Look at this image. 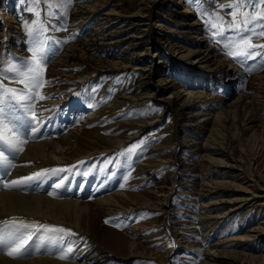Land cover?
Here are the masks:
<instances>
[{
	"label": "rangeland",
	"instance_id": "obj_1",
	"mask_svg": "<svg viewBox=\"0 0 264 264\" xmlns=\"http://www.w3.org/2000/svg\"><path fill=\"white\" fill-rule=\"evenodd\" d=\"M236 2L201 0L197 5L189 0H71V3H62L59 7H49L43 0L38 5H34L33 0H0V85L6 89L5 83L18 82V88L28 94V89L19 81L23 79L27 67L31 66L29 48L43 41L46 57L43 80L47 82L44 87L53 90L44 95L45 99L36 98L27 101L26 105L34 104L39 121L41 106L51 105L50 110H55L53 117L50 113L45 119L59 124L58 130L50 137L55 138L80 124V130L75 133L81 131L82 141L88 136L94 139L86 141L82 148L97 145L109 148L114 144L110 138L126 137L137 132L142 121L159 117L157 123L114 151L65 163V167L76 169L83 175L94 173L104 179L117 177L118 189L142 194L149 200L150 207L132 211L128 217L116 215L108 218L98 214L96 218L98 226L120 230L125 239L124 234L130 233L123 231L125 227L145 223L143 233L135 238L140 247L150 250L152 255L144 261H134V264H231L229 258L213 257L208 253L207 248H212L218 240L224 241L221 246L238 251L232 264H263L251 262L248 254L257 255L264 251V232L259 238L240 237L255 222L263 219L264 198L260 197L251 204L249 201L232 214L217 218L216 215L229 204L226 199L240 192L237 184L246 183L248 177L235 175L228 169L223 171V165L210 166L201 160L204 153L201 140L213 126L214 135L224 141L229 154L238 157L249 176L263 183L264 48L248 49L252 55L240 53L244 50L242 41L246 38L252 45H264V37L254 34L264 31V28L254 26L251 32L230 30L228 23L233 19V9L228 5ZM253 4L256 6L252 7ZM111 5L118 6L119 14L129 15L128 23L116 26L114 35L110 33L113 27H105V24L111 23V16L105 18L102 14ZM139 10L146 15H131ZM262 11L264 5L258 0H246L241 14ZM36 12L40 13L39 17ZM217 15L223 18L222 25L217 21ZM9 19L14 22L6 23ZM132 19H137L138 24H132ZM37 20L43 31L34 24ZM146 22L148 25L142 40L133 43L135 37H125L126 27L135 26L134 34L138 35ZM29 27H32L31 35ZM114 36L115 39H112ZM127 42L133 44L126 46ZM174 43H185L190 48L198 47L206 49L205 53L210 52L208 58L212 77L207 82V88L204 85L206 82L194 80L195 77L188 76L180 67L181 61L171 50ZM229 52L234 55H228ZM62 53V58L57 59ZM211 53L217 55L210 57ZM14 63L20 66L17 67L19 74L7 77L4 71ZM197 64L194 63L195 68L199 67ZM232 69L241 73L239 80L230 81L232 76H236L231 74ZM147 71L151 72L150 82L143 78ZM195 81L205 89V99L214 104L215 112L222 111L220 121L212 125L210 122L198 123L190 120L192 117L186 112L174 113L179 109V101L173 100L168 107L148 96L154 84L158 85L162 94H167L191 82L195 84ZM39 92L42 94L43 88ZM51 96L55 98L53 103L45 101ZM19 102L21 100L17 104ZM21 108V112H16L13 118L18 117L16 125L23 128L19 129V133L27 138L28 127L36 123L30 118L32 113L29 115L25 107ZM190 121L196 123L191 125ZM39 124L36 134L49 132L46 130L48 123ZM11 153H14L12 149ZM7 164L5 159L3 168H0V179L3 178L1 171L7 168ZM56 165L32 174L44 173V170L54 169ZM231 177L235 180L234 185L224 188L212 184ZM92 185L93 180L87 179L82 187L90 189ZM110 190L104 189L102 193ZM164 193L168 196L164 207L159 208L162 200L164 202ZM88 198L84 196L80 199ZM220 198L225 201L216 200ZM206 201L212 204L208 206ZM90 207H93L92 203ZM117 217H121V221L116 220ZM179 229L183 230L184 249H176L175 246L172 231ZM73 235L69 234V241L75 244ZM3 241L4 237L0 235V242ZM101 242L108 245L105 239ZM115 243L110 245L115 246ZM29 251L26 248L24 252Z\"/></svg>",
	"mask_w": 264,
	"mask_h": 264
},
{
	"label": "bare ground",
	"instance_id": "obj_2",
	"mask_svg": "<svg viewBox=\"0 0 264 264\" xmlns=\"http://www.w3.org/2000/svg\"><path fill=\"white\" fill-rule=\"evenodd\" d=\"M117 7V5H111L110 8L102 12L105 18L111 16V23L109 25L105 24V27H113V30L110 32L112 35L115 34L114 29L116 26L118 27L128 23L129 15L119 14ZM131 15L143 17L146 14H143L142 11L139 10L138 13H132ZM132 20V24H138V22H136L137 19ZM12 22H14L13 19L6 21V23ZM147 25L148 23L146 22L140 32L138 31V35L134 34L135 26L126 27L125 37L128 39L135 37L133 43H137L138 40L143 39V33ZM112 39H115V36L112 37ZM133 43L127 42L126 46ZM171 50L173 55L178 57L177 60L181 61L182 65H180V67L185 69L186 74L195 77L194 80L197 79L201 82H206L203 84L207 88L209 86L207 82H209V79L212 77L209 64L210 59L208 58L210 52L205 53L206 49L203 50L198 47L190 48L185 45V43L183 45L179 43L171 44ZM215 55L217 54L211 53L210 57ZM62 56L63 53L57 59L60 60ZM21 60L23 59H17V61ZM56 60H54V62ZM195 62L199 64H197L199 67H194ZM17 67H20L17 63L8 66L4 71L6 72V76L12 77V74L17 76L19 74ZM230 72L236 75L235 77L232 76L230 81L233 79L239 80L241 73L234 71V69L230 70ZM143 78L146 82H150L151 72H145ZM17 83H5L6 89H13L17 97L19 96L18 93L26 96L27 94L23 90L21 91V88H18ZM200 85L196 84L195 81V84L191 82V84L177 89L176 91L162 94L158 85L154 84L151 86L148 96L158 103L166 104L168 107L171 106L173 100L179 101V109L177 111L175 110L174 113L179 114L186 112L192 117L190 120H195L203 124L210 122L212 125L214 122L221 120L222 111L218 110L215 112L214 104L205 99V89ZM52 90L51 88L43 87L42 94L46 95ZM18 100V98L15 100H9L7 97L5 98L6 113L13 121L16 112L22 109L21 107H25L27 110L28 106L26 105L27 100H23L17 104ZM45 101L53 103L55 98L51 96ZM50 109L51 105L46 107L41 106L38 115L42 125L48 123L46 130L49 132L39 135L36 134L37 131L33 134L31 130L33 127H28L29 134L27 138L19 133L21 138L27 141L21 145L23 151L12 149L14 157L11 153V155L6 158V160H8V164L6 165L7 168L1 171L3 178L0 179V233L3 234L1 237H4V241L3 243L0 242V264H134L137 261H144L145 258H150L152 252H150V250H145V247H140L139 242H137L135 238L143 233L145 223H133L125 227L123 231L130 232L129 234H124L127 238L125 239L122 236L123 234L119 233L120 230L116 231L110 226H98L99 223L96 222L98 214L108 218L116 215L128 217L132 211L150 207V202L145 198L146 196L134 194L127 191V189H118L117 185H119V179L117 177H113V179L107 177L104 179L101 175L95 176L94 173L83 175L80 171L77 172L76 169H74V171L70 167H65V163L72 162L78 158L90 157L91 155L99 154L104 151H114L125 142L136 137L137 134L145 132L146 129L151 127L154 123H157L159 117L151 121H142L139 124V130L126 137L110 138V140L112 139L111 142H114V144L109 148H99L98 145L96 147L86 146L82 148V145L86 144V141H93L94 139L88 136L87 139L84 140L85 142L82 141L80 135L81 131L77 134L75 133L77 130H80V124L69 128L65 133L59 134L55 138L50 137L59 127V124L56 122H48L45 120L49 117L50 113L51 115L55 113V110L52 111ZM176 119H178V117ZM195 123L196 122L193 121L189 122L191 125ZM18 128L20 129L22 127L19 126ZM35 128H37V126H35ZM6 146L7 145L0 143V151L3 153L0 164H2L5 158L4 154L7 152ZM201 146L204 150L201 157L202 162L210 166L223 165V171L228 169L233 174L235 173V175L243 174L244 177H248V179L245 180L247 184H237L240 186V188H238L240 192L238 195L226 199L229 204L223 208L221 213L216 215L217 218L232 214L233 211L244 207L245 203L249 201V204H251V202L259 200L260 197L264 198V176L262 177L263 183L249 176L246 169L241 165L238 157L229 154V150L224 141L220 140L216 134L214 135L213 126L206 131L205 136L201 140ZM52 165H56V167L51 170H44V173L40 176H35L36 173L34 175L32 174V172L45 169ZM27 177L33 178L31 180H25L24 183L13 188L4 187V185L12 181L23 180ZM87 179L93 180V185L90 189H84L82 187ZM234 181L231 177L230 179L215 181L212 184L215 187L225 188L234 185ZM57 184L60 186L57 187ZM113 187L117 189H113ZM104 189L113 190L102 193ZM49 193H52V195H49ZM168 193L163 194L164 202L162 200L158 205L159 208L164 207L165 198L168 196ZM161 194L158 193L157 195ZM84 196L89 197V200L80 199ZM216 200L221 202L224 199L220 198ZM91 203L93 207H90ZM205 204L209 206L212 202L206 201ZM209 217L211 218L212 216ZM13 220L16 221L15 224L11 223ZM116 220L121 221V217H117ZM21 222L23 224L33 225V227L27 229L22 228L20 227ZM40 225L60 227L70 230V232L47 233L43 228L37 227ZM139 229H142V231ZM182 231L183 230L180 229L172 231L176 249H184L185 247L184 238L183 235H181L183 234ZM29 232L33 233L32 239L26 246L28 251H30L24 252L22 256L15 258L9 256L8 252L12 250L15 238ZM263 232L264 217L249 227L245 234L242 236L240 235V239L246 237L259 238L262 237ZM70 233H74L72 239L77 243L73 244L69 241ZM102 239H105L108 245H104V243L101 242ZM223 242L224 241L221 240L216 241L212 248H207V251L213 257L229 258L228 261L232 264L235 261L234 259L238 251L235 248L221 246ZM111 243H115L116 245L111 246ZM3 244L4 247L2 246ZM68 247L73 248V253L69 254L68 259H60L59 257L65 255ZM61 248H63L64 251H61ZM263 249L261 250L263 251ZM248 255L251 262L264 264V251H260L257 255Z\"/></svg>",
	"mask_w": 264,
	"mask_h": 264
},
{
	"label": "snow or ice",
	"instance_id": "obj_3",
	"mask_svg": "<svg viewBox=\"0 0 264 264\" xmlns=\"http://www.w3.org/2000/svg\"><path fill=\"white\" fill-rule=\"evenodd\" d=\"M45 4H47L49 7H59L62 3H71V0H43ZM190 3H195L199 5L201 3V0H189ZM41 3V0H33L34 5H38ZM258 3L261 5H264V0H258ZM246 6V0H237L236 3L228 5V7L232 8L233 11L231 12V15L233 17L232 21L228 23V28L230 30H235L237 32H251L253 31L254 26H260L261 28H264V11L262 12H245L241 14V9H243ZM256 5L253 4L252 7H255ZM221 7H224L223 5ZM40 13L36 12V16L39 17ZM240 17L239 19L237 17ZM217 21L219 24H223V18L219 17L217 15ZM36 27L40 28L41 31L44 29L40 25V22L37 20L34 22ZM213 27H217V24H213ZM223 29L221 28V33ZM29 35L32 34V27L28 28ZM257 36L264 37V31H260L259 33H254ZM242 44L244 46V50L240 53L243 55H252L251 52L247 51L248 49H251L253 47H260L264 48V45L255 46L252 45L250 42V39L246 38L242 41ZM227 47V45H225ZM29 51L32 53V59H31V66L27 67L26 72L23 73V79L20 80V83H23L25 85V88L28 89V94L21 95L18 97L19 100H27V101H34L36 98L39 100H43L46 97L42 95L39 92V89L44 87V84L47 83L43 80V70H44V62H45V55H44V42L39 41L35 44L34 47L29 48ZM228 55H234L233 52H229ZM15 70V69H10ZM9 100H15L17 99L16 92L11 89H4L2 85H0V143L7 145L11 149H16L18 151H23L21 145L23 143H26V139H22L21 135L19 134V128L16 125V123L13 121V119L9 118V116L6 113L5 109V98ZM91 106V105H90ZM27 111L32 113V122L40 123L38 120L35 111H34V104H28ZM32 133L35 134L38 129L33 127ZM129 151H134V149H129ZM3 158V153L0 152V159ZM42 173H36L35 176H40ZM33 177H27L23 180L19 181H12L9 184L4 185V187L13 188L18 186L19 184H22L25 182V180H31ZM60 185L57 184V187ZM49 195H52V193H49ZM108 221H106L107 223ZM11 223L15 224L16 221L13 220ZM20 227L22 228H31L33 225H27L20 223ZM38 228H43V230L47 233H64V232H70V230H66L64 228L60 227H49L46 225H40L37 226ZM33 233L29 232L27 234H24L22 236H17L15 240L13 241L14 246L12 247V250L8 252L9 256L12 257H19L22 256L24 251L26 250V246L28 245L29 241L32 239ZM61 251H64L63 248H61ZM73 253V248L68 247L66 250L65 255L60 256V259H68L69 254Z\"/></svg>",
	"mask_w": 264,
	"mask_h": 264
}]
</instances>
